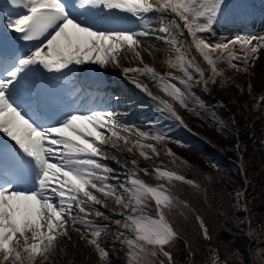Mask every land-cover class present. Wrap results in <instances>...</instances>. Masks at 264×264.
Listing matches in <instances>:
<instances>
[{
  "label": "snow or ice",
  "instance_id": "1",
  "mask_svg": "<svg viewBox=\"0 0 264 264\" xmlns=\"http://www.w3.org/2000/svg\"><path fill=\"white\" fill-rule=\"evenodd\" d=\"M227 8L226 0H0V264H77L75 256L68 259L78 246L72 233L96 254V264H112L109 234L126 264H175L170 249L179 233L169 217L189 205L172 189L176 182L200 185L155 165L163 151L172 164L187 166L166 146L171 128L162 121L186 128L173 102L195 111L189 101L196 100L203 108L193 83L205 89L216 83L222 62L248 72L264 50V35L213 38L219 23L246 20L229 16ZM121 13L139 20L141 30L125 27ZM149 36L168 46L165 62L182 76L161 74L145 62L143 53L159 51L144 47L140 38ZM85 65L120 68L155 101L159 116L150 129L127 123L111 106L77 105L66 85ZM144 79L170 99L155 95ZM137 155L154 166L141 167ZM106 161L117 163L123 178ZM196 219L210 241L207 225ZM241 223L250 241L256 237L264 264V237L251 221ZM208 264H222L217 249Z\"/></svg>",
  "mask_w": 264,
  "mask_h": 264
},
{
  "label": "trees",
  "instance_id": "2",
  "mask_svg": "<svg viewBox=\"0 0 264 264\" xmlns=\"http://www.w3.org/2000/svg\"><path fill=\"white\" fill-rule=\"evenodd\" d=\"M226 62L219 63L224 75L217 77L212 83L210 94L221 98L225 106L234 113L238 126V137L233 132L221 135L216 126V111L209 102L204 107L192 105L195 111L184 108L192 129L207 138L215 147L226 155L218 160V156H206L187 147L171 142L173 152L180 160L187 161V166L179 160L174 165L171 158L161 154V161L193 179L200 185L198 189L190 185L176 182L172 189L181 201L187 202L188 208L178 207L172 211L169 219L179 233V239L170 249L175 264H184L193 258L209 257V246L219 251L226 264H262L258 255L256 237L246 240L241 233L249 228L241 221H251L252 229L264 237V121L263 117L255 118V112L261 107L254 103L250 91L240 72L228 73ZM168 69L179 77L183 74L168 66ZM227 93L223 94L222 89ZM248 118V120H246ZM209 122L211 127H208ZM249 124L254 128L251 135ZM240 141L239 151L244 162V171L233 164L228 158L238 161L239 156L233 150ZM244 143V144H243ZM217 160V161H215ZM215 164L216 167L212 165ZM249 182L245 185V177ZM245 186L244 202L246 211H238L233 207L231 196L237 187ZM183 213V215L181 214ZM203 219L209 229L211 240H205L196 217ZM246 218V219H245ZM241 219V221H240ZM243 219V220H242ZM245 219V220H244ZM233 238V243L229 240ZM264 248V242L259 244ZM195 255L191 256L190 253Z\"/></svg>",
  "mask_w": 264,
  "mask_h": 264
},
{
  "label": "bare ground",
  "instance_id": "3",
  "mask_svg": "<svg viewBox=\"0 0 264 264\" xmlns=\"http://www.w3.org/2000/svg\"><path fill=\"white\" fill-rule=\"evenodd\" d=\"M153 15L155 14L154 13L149 14V18H151ZM124 26L129 29L137 30V31L141 30L142 27L141 22L139 20L137 21V23L134 24L124 23ZM152 26L153 27L156 26L154 22ZM140 39L143 41L144 47H151L160 50V52L154 51L152 55H148V53L146 52L143 53V58L145 62L149 63L151 66L154 67L155 60L157 58L164 57L168 46L164 44L162 41L155 39L154 36L141 37ZM81 67L85 68L86 71L81 72L79 71V69H77L75 71L74 76L71 78V80H69L70 84L74 88V95H76L79 104L83 103L87 107L111 106L115 108L116 111L126 114L123 118L126 120L127 123L135 125L141 128L142 130L150 129L151 127L150 122L155 121L154 116L155 115L157 117L159 116V113L155 111L156 103L146 93L136 88L135 85L131 83V81L128 78H125L120 68L109 66L107 68L100 69L96 65H85ZM84 76L89 78L99 77L101 81L106 84V87L103 86L101 88H98L95 90L94 93L90 94L92 91H87L86 89H89V87L84 82H81ZM118 82H121L122 86L119 89L114 88V83H118ZM144 82L149 83V87L155 95L161 96L166 99H170L168 97H164V94L152 82L146 79H144ZM114 96L119 97L118 103L113 102L112 100L109 99L110 97H114ZM177 112L182 117L181 112L178 110ZM183 120L185 121L184 118ZM169 121H170L169 119L164 120L162 121V123L165 125L168 124ZM187 128L188 126L186 128L183 126L179 127V129L184 134ZM152 130L155 131L157 129L152 128ZM185 135L188 137V139L194 141L196 145H199V143L195 139H193L189 134H185ZM128 155L129 154L127 153L120 155V160L122 163L126 162V157ZM136 158L139 160L141 167L152 168L154 166L152 161H146L143 158L139 157L138 155ZM154 159H155V165H159L157 157H155ZM106 162L111 167L116 169V173L121 175V178H123V169L117 163H115L114 161H106ZM128 166L131 167L130 164ZM140 175L148 183H152V184L156 183L154 177L145 176L143 173H140ZM105 211L107 212V210ZM98 222L108 223L105 221H98ZM112 227L113 229L115 228L114 225ZM72 236H73V241L78 246L76 248L71 249V256H69L68 259H71L72 256H75L77 264H96L97 261L96 254L87 245H85L83 241H80L78 239L76 233H72ZM105 246L109 250L112 264L115 261H118L119 264H126L125 257L120 250L121 245L111 238V234H109L106 237ZM190 264H198V261H193Z\"/></svg>",
  "mask_w": 264,
  "mask_h": 264
},
{
  "label": "rangeland",
  "instance_id": "4",
  "mask_svg": "<svg viewBox=\"0 0 264 264\" xmlns=\"http://www.w3.org/2000/svg\"><path fill=\"white\" fill-rule=\"evenodd\" d=\"M246 3L248 4V6H255V8H247L246 10H238L235 9L234 6H230V10L234 12V16L235 17H245L246 16V20L242 23L240 19H236V20H229L228 22H221L218 25L215 26L216 29V33H217V38L216 39H223V38H227V37H234L237 34H252V35H264V0H247ZM258 10V12H257ZM260 16H262V18H260ZM160 52V50L158 51ZM166 56H167V52L164 55V57L161 58H157L155 60L154 63V68L155 70L157 69V71L159 73H161L162 69L163 70H167V63L166 61ZM162 63V64H161ZM228 67V73H232L234 74V70L232 68ZM242 72V76L244 81L247 82V84L251 85V89H250V94L252 96V99L254 102H258V100L260 101V97H262V95H264V50H262L260 56L258 59L255 60L254 64H252V66L250 67L248 72H244L243 70H241ZM162 74V73H161ZM251 75V76H249ZM177 83V85L179 87H183V85H180L178 83V81H174ZM193 90L194 92L197 91L200 94L202 93H206L207 91H209L211 85L209 84L208 87L205 89L203 86H197L195 83H193ZM189 103H193L191 102V100L189 101ZM263 105V104H262ZM176 110L180 109L179 106H176L174 104ZM180 111V110H178ZM181 112V111H180ZM155 121L157 120V116H154ZM226 123L227 126H230V122H231V118L230 116H225V118H223ZM170 120V119H169ZM165 126H169L171 128V133L170 134H174V135H184V133L179 129V125L177 127V123L174 120H170L168 122V124H165ZM177 127V128H176ZM171 136V135H170ZM179 139H184V136H180V137H176ZM178 140V139H176ZM192 141V140H191ZM169 141L166 142V144ZM194 142V141H192ZM190 143V142H188ZM199 146V145H197ZM161 153H163V151H161ZM161 153L159 155V157H157V159H160L161 157ZM159 165H162L160 163V161L158 160ZM156 181V180H155ZM157 183V181H156ZM238 193H242L239 190H236L235 194L233 195L234 198V203L235 206L238 207V203H239V198L237 196ZM238 201V202H237ZM245 220V219H244ZM241 221V219H240ZM119 264L118 261H115L113 264ZM190 264V263H188ZM198 264H208V259H200Z\"/></svg>",
  "mask_w": 264,
  "mask_h": 264
},
{
  "label": "water",
  "instance_id": "5",
  "mask_svg": "<svg viewBox=\"0 0 264 264\" xmlns=\"http://www.w3.org/2000/svg\"><path fill=\"white\" fill-rule=\"evenodd\" d=\"M208 148H209V149H212V147H210V146H209ZM213 151H215V152H216V150H215L214 148H213ZM241 167H243V166L241 165Z\"/></svg>",
  "mask_w": 264,
  "mask_h": 264
}]
</instances>
